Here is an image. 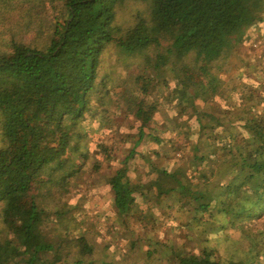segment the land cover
I'll list each match as a JSON object with an SVG mask.
<instances>
[{
    "label": "trees",
    "instance_id": "1",
    "mask_svg": "<svg viewBox=\"0 0 264 264\" xmlns=\"http://www.w3.org/2000/svg\"><path fill=\"white\" fill-rule=\"evenodd\" d=\"M129 1L146 9L122 29L119 12ZM254 25L261 32L249 35ZM261 39L256 49L245 48L246 42ZM111 49L120 54L115 69L126 70L119 79L105 72L104 56ZM231 70L235 75L226 86L233 83L239 91L238 105L247 100L255 110L264 102V0H0V264L63 259L66 242L59 246L47 239L49 214L39 198L54 196L56 187L83 170L91 157L90 127L99 117L114 126L108 117L114 105L117 112L129 107L139 121L127 135V155L108 182L115 216L129 225L140 205L146 215L150 209L173 208L174 198L184 203L177 204L179 211L185 206L194 213L185 228L196 225L187 231L196 244L190 252L170 244L167 264H264V229L251 224L264 217V110L243 117L244 134L224 132L231 122L222 123L203 106L211 101L217 108L214 98L226 88L222 79ZM165 90L167 99L177 101V113L185 110L206 132L193 150L198 183L158 166L142 150L145 141L158 142L153 123ZM102 139L93 143L97 166L105 156L114 162L118 152ZM137 158L150 162L155 177L136 181ZM216 161L231 167L221 176L212 166ZM37 184L46 193H37ZM224 220L241 238L232 239ZM213 233L220 243H231L227 250L233 242L241 245L240 252L249 251L219 255L209 245ZM77 240L85 254L94 252L86 237ZM156 245L169 250L164 238Z\"/></svg>",
    "mask_w": 264,
    "mask_h": 264
},
{
    "label": "rangeland",
    "instance_id": "2",
    "mask_svg": "<svg viewBox=\"0 0 264 264\" xmlns=\"http://www.w3.org/2000/svg\"><path fill=\"white\" fill-rule=\"evenodd\" d=\"M145 9L146 6L140 1L127 2L119 12L118 26L124 29L126 26L131 25V20L135 13L144 12ZM259 30V26L254 25L248 29L247 33L255 35L261 32ZM262 39L246 42L247 47L245 48L258 47L262 43ZM119 55L116 49H111L104 56L105 72L112 77L114 76L115 79L116 77L118 79L121 78L126 73V70L115 69L117 65H121V61H117ZM230 75H235V72L231 70L228 73L225 72L224 76L222 75L223 88L224 86L226 88L214 98L215 107L217 108H211V101L203 106L205 111H212V115L222 120V123L225 121L231 122L226 128H223L224 132L229 131L228 129H233L237 133L246 134L248 133L247 129L242 127L243 117L252 118L255 115V111L263 112L264 102L258 103L256 101L258 104H256L255 110L254 108L251 110V105L247 104L249 103L247 100L242 105H238L237 97L240 95L239 91L233 89V83L228 86L225 84L226 81L233 80ZM260 80L262 79L260 78ZM241 84L239 81L237 87ZM160 102L162 103V110L157 113L153 126L157 127V131L154 134L161 141L159 139L157 143L152 140L145 141L142 148L146 153L144 155L151 160L154 159L152 161H155L160 167L177 170L182 179H190L194 183H198V177L197 175L195 176L193 150L199 144V142L197 143V138H203L206 132L202 133L199 126L195 125V117L193 116V118L189 119L188 117L190 116L187 115L188 112H185V110H183L182 114L177 113V101L174 102L167 99L166 90L160 97ZM256 102L252 100L250 103L254 104ZM115 107V105L111 107L113 112L108 116L110 120L115 122L114 126H111L108 120L99 117L90 127V134L92 135L86 148L89 149L91 157L86 161L83 170L78 175L71 177L68 184L56 187L57 191L52 196L53 198L49 196L39 198L42 208L45 207L46 213L49 214H47L49 222L44 231L47 239L59 246L60 241L66 242L61 250L63 259L56 262V264H167L165 259L166 255L171 253L170 244H174L176 249H183L187 252L194 251L195 240L188 239L187 231L189 229L193 230L196 225L190 222L189 229L185 228V224L191 220L194 213L190 210L189 212L188 210L185 211V206H183L184 212L179 211L177 204L184 205V203L179 204L174 198H171V203L175 204L173 208H160L159 211L150 209V212L146 215H141L145 205H140V208H137L134 214L138 217L135 219V216H133L132 219L128 220L129 225H126L122 222L124 219L117 218L113 213V194L108 182L115 168L120 166V161L127 155V149L131 147L130 142L127 140L128 133L139 127V121L134 117L133 113L129 112V107L127 109L125 106L118 112ZM99 124L100 126L98 127ZM217 127L219 128L220 125ZM105 132H107L106 136L103 135ZM118 136L121 139H118ZM101 139L108 142L109 145L118 147V152L115 154L116 159L114 162H108V156H105V160L101 158V165L97 166L95 158H92L93 151L96 152L93 143ZM134 163L139 164L138 169L140 168V176H136V181H146L155 177L150 162L137 158ZM109 164L113 166L111 170ZM226 165L224 168L219 163H212L213 168L217 170L216 172L222 171L220 172L221 176L225 173L224 171H226L227 167H231V163H226ZM203 169H207V167H203L201 170ZM137 173H139V170ZM217 176V174L212 176L213 179L211 178L210 180L212 185L215 184L214 178ZM34 190L37 193H46L47 191L43 184H37ZM167 203L166 201L164 205L166 206ZM140 215L141 217L146 216V218L141 219ZM59 217L60 219L57 220ZM224 221L228 223V225L225 223V226L232 239L241 238L240 231L229 220ZM251 221H254L251 223L253 227L264 229L263 216L259 219L255 217ZM213 225L217 227L218 223L212 224L210 230H208L209 232H212ZM209 232L206 234L209 235ZM135 235H138L139 238L134 237ZM81 236L86 237L89 244L94 247L92 254H85V251L78 246L79 241L77 238ZM204 236L206 239V235ZM213 236H215L214 233L209 237L212 238ZM162 238L166 239V245L169 249L166 253L159 247L160 245H156L157 240ZM205 239L200 238L201 241ZM210 244L217 248L219 255L225 257L235 256V253H238L237 256H239V254L249 251L248 248V250L243 249L240 252L241 245H233V242L232 249L227 250L231 243H220L213 238L209 242Z\"/></svg>",
    "mask_w": 264,
    "mask_h": 264
}]
</instances>
